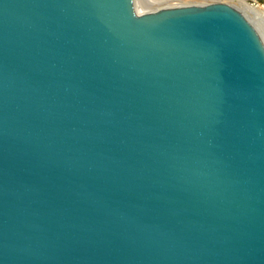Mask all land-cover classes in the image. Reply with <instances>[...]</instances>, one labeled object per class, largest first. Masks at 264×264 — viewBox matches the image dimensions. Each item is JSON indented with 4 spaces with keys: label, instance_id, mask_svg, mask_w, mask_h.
<instances>
[{
    "label": "water",
    "instance_id": "obj_1",
    "mask_svg": "<svg viewBox=\"0 0 264 264\" xmlns=\"http://www.w3.org/2000/svg\"><path fill=\"white\" fill-rule=\"evenodd\" d=\"M0 264H264V46L238 11L0 0Z\"/></svg>",
    "mask_w": 264,
    "mask_h": 264
},
{
    "label": "rangeland",
    "instance_id": "obj_2",
    "mask_svg": "<svg viewBox=\"0 0 264 264\" xmlns=\"http://www.w3.org/2000/svg\"><path fill=\"white\" fill-rule=\"evenodd\" d=\"M145 0H133V6L137 15L146 14L149 12H157L165 9H175L180 7H204L213 4L227 5L238 11L255 29L257 35L264 40V25L261 27L255 22L252 16L245 11L244 7L238 0H168L162 4H156L153 7L144 10L142 5ZM246 5L255 8L259 13L264 15V0H243ZM237 8V9H236ZM264 42V41H263ZM264 46V43H263Z\"/></svg>",
    "mask_w": 264,
    "mask_h": 264
},
{
    "label": "bare ground",
    "instance_id": "obj_3",
    "mask_svg": "<svg viewBox=\"0 0 264 264\" xmlns=\"http://www.w3.org/2000/svg\"><path fill=\"white\" fill-rule=\"evenodd\" d=\"M166 1H168V0H145L144 4L142 5L143 6L142 9L147 10V9L153 7L156 4H162V3L166 2ZM238 1L242 4V6L244 7L245 11L248 12L252 16L253 20L255 22H257L261 27H263V25H264V15L259 13L255 8L246 5L243 0H238ZM261 41H262V43H264L263 42L264 40H261Z\"/></svg>",
    "mask_w": 264,
    "mask_h": 264
}]
</instances>
